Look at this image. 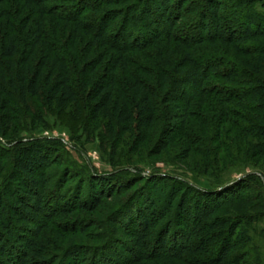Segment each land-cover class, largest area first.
I'll return each mask as SVG.
<instances>
[{
	"label": "trees",
	"instance_id": "trees-1",
	"mask_svg": "<svg viewBox=\"0 0 264 264\" xmlns=\"http://www.w3.org/2000/svg\"><path fill=\"white\" fill-rule=\"evenodd\" d=\"M231 1L237 25L223 0H0V264H262L251 245L264 221V0ZM188 15L195 41L180 34ZM67 114L122 158L114 167L136 169L134 185L139 160L178 140L185 160L202 147L212 189L146 179L135 213L134 187L113 186L124 172L92 171L85 200L71 205L61 185L47 205L65 147L35 133ZM44 212L55 222L34 226Z\"/></svg>",
	"mask_w": 264,
	"mask_h": 264
},
{
	"label": "rangeland",
	"instance_id": "rangeland-1",
	"mask_svg": "<svg viewBox=\"0 0 264 264\" xmlns=\"http://www.w3.org/2000/svg\"><path fill=\"white\" fill-rule=\"evenodd\" d=\"M223 2L227 6V9L225 10V16H227V21H230V23H234L237 25L240 19L234 18L233 14L229 15L235 9L236 5H233V2L231 0H223ZM201 3L202 2L199 3L201 5V8L199 7L200 5L197 6L198 10L196 16L199 15L200 11H204V9H206V6H202ZM236 13H239V11H237ZM189 16L190 15L186 17L187 19L182 21L181 24L183 26H180L179 30L181 31V37H190L191 41H195L199 30L195 29V26L192 25V19L194 18ZM145 20L147 19L145 18ZM162 21L164 22L165 19H163ZM193 34L196 37L193 36ZM80 124V121L75 119V117H72L71 114H67L64 116L61 115L57 116V119H50L48 121V125L39 128V130H37L35 133L36 136L34 135L35 139L39 140L61 141L65 147L62 151H59L58 153H55V151H53L54 153H52V157L55 158V161H59L63 165L61 167L59 165L55 167L53 166L47 172L50 183L52 185L51 188H49L51 194L49 195L46 201L48 202L47 205L50 202L51 206H53L52 203L56 204L57 201H55V192L60 191L61 185H65L64 191L61 192L62 196L67 197L65 201L70 200V198H72V200L70 201V203H72L74 199L79 196L81 199L85 200L90 195L89 190L90 186L92 185L90 173L92 171H95L96 174H99V176H108L116 172H124V175H122L120 179H117L115 181V185L113 186L116 188H123L128 185L134 187L133 190L128 193L125 197L128 198L130 197V195L133 196L134 194H138V201H135V203L133 204L135 208V213L137 212L138 206L140 207L145 206V204H148L146 199H148V192L152 189L149 187V184L147 183L146 179H150L153 177H162L168 180V182H171L170 184H173L172 182L176 179L179 180V182L187 183L197 189L206 191L212 189L211 185L214 179L212 178L211 173H207L203 168V157L201 155L203 152L202 147H196L200 152V155L195 158L185 160L184 154L187 149L186 140H178L176 144L169 149V151L163 153V155L160 157L149 156L145 159V161H143L144 159L139 160L136 158L137 161H140L138 164L139 173L143 175V179L145 180L138 185H134L133 181L131 180V177L126 174V172L134 174L136 169L123 166L121 165V163L118 165V167H114L112 165L113 163H111L113 158L116 162L122 160V158H120L119 156H111L110 154L104 153L102 151L100 142L92 143L86 141L83 132L80 131L82 129V126H80ZM32 129H35V127H32ZM55 155L57 157H54ZM67 172L71 174V177L65 180L66 178H64V176ZM240 177L241 176L239 175L233 176L235 180ZM80 187H82L83 189V192L81 194H79V191L77 190ZM168 190L169 189H167V191L165 192L167 193ZM153 198H155L156 201L159 199V195L157 192L154 194ZM118 201L122 202L123 199L121 198ZM61 202L62 206L68 205L63 200H61ZM73 204L74 203H72L71 205ZM107 204L109 205L111 203ZM49 209H47L48 213L50 212ZM47 210L45 211L46 213ZM45 212L42 218L38 219L37 221H33L34 226L45 223L48 217L50 220L49 223L55 222L56 218L51 219V215L47 216ZM76 218L80 219L82 218V216L77 215L72 219L74 220ZM85 218H87V220H90L91 217L90 215H87ZM57 222L58 220L56 221V223ZM28 226L29 227L27 229L31 231L35 229V227L33 226ZM46 230L48 234L53 233L52 231H50V228H46ZM262 231H264V221L258 225L255 234L252 235L253 239L251 247L254 253L256 252L257 255L261 258L262 264H264V233ZM69 241L75 244L78 243V241H75L74 239H69ZM123 241V243L129 242L128 240ZM89 245H91L92 248H95L101 246L102 243H93L91 241L89 242ZM97 250L99 249H96L95 251L97 252ZM115 250L121 253L123 252L122 248H116ZM125 257L128 258L127 256Z\"/></svg>",
	"mask_w": 264,
	"mask_h": 264
}]
</instances>
